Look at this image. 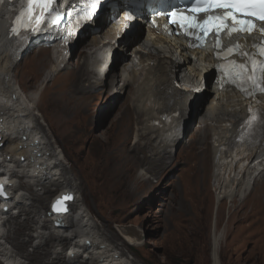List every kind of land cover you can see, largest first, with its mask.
Segmentation results:
<instances>
[{"label":"bare ground","instance_id":"1","mask_svg":"<svg viewBox=\"0 0 264 264\" xmlns=\"http://www.w3.org/2000/svg\"><path fill=\"white\" fill-rule=\"evenodd\" d=\"M2 1L8 3L7 0ZM17 9V3L2 4L0 8V185L6 187L9 197V200L0 199V257L5 264H28L24 260L28 255L42 258L48 253L54 256L50 264H141L139 260L129 257L123 245L112 239L105 228L94 224L93 213L86 204L79 183L53 144L52 134L43 126L39 94L27 95L17 80L15 69L18 59L33 44L21 48L12 41L13 37L7 29ZM106 21L104 16L102 21L98 20L94 26L87 27L77 43L89 34L98 33H92V29L104 27ZM141 32L142 25L136 23L122 44L125 47L132 45L141 37ZM114 37L115 32L110 28L103 35H94L88 50L77 64L75 76L67 74L68 69L63 76L73 80L74 85L102 90L113 68L111 55L114 61L117 59L114 65L121 64V73L113 75L110 80L113 95L120 96L135 86L132 106L143 117L134 136L135 150L148 148L153 158L162 160L160 156L170 155L184 137L177 133L178 129L186 128L189 121L194 122L201 115L197 128L209 126L213 135L217 201L221 202L225 197L232 200L240 188V195L246 196L256 182L264 184V130L257 146L249 149L233 147L239 122L245 117L241 98L224 94L211 97V102L205 105L207 95L213 94V89L207 90L208 93L204 91L203 96L196 98L189 95L187 85L197 83L208 65L203 59L196 61L183 45L150 34V37L147 35L142 39L139 47L126 54L129 57L127 60L122 47L112 51L111 55L104 50L111 45ZM77 43L52 45L56 51L53 69L43 79L42 87L61 73L62 67L72 63L71 54ZM100 52L103 53L100 60L104 66L98 64ZM134 53L140 57L139 64L131 58ZM212 78L213 74L210 76ZM85 79L89 82L87 86ZM74 93L73 90H59L52 113L55 111L58 115L66 98ZM110 157L107 159L111 160ZM148 174L146 171L140 172L145 179L151 178ZM120 178L118 171H115L103 184L99 183L96 189L101 200L113 202L112 198L122 191ZM39 190L57 193L48 210L44 209L45 204H41L46 199ZM65 195H71L73 199L54 210L55 202ZM64 207L67 211L63 210ZM14 210L18 211V216H15ZM20 216L25 219L19 220ZM21 227L33 232L26 234L25 240H33L34 254L25 253V240L21 241L16 236ZM120 228L119 233L134 245L139 246L143 242L134 228ZM220 244L221 235L215 234L213 264H221ZM35 262L29 264H43L40 259Z\"/></svg>","mask_w":264,"mask_h":264},{"label":"rangeland","instance_id":"2","mask_svg":"<svg viewBox=\"0 0 264 264\" xmlns=\"http://www.w3.org/2000/svg\"><path fill=\"white\" fill-rule=\"evenodd\" d=\"M96 34L81 39L71 54L73 64L62 67V72L43 87V79L53 69V47L44 43L31 46L15 69L25 93L39 94L43 126L79 183L94 224L105 228L129 257L141 264H213L215 234L221 235V264H264V184L256 182L246 196L240 195V188L232 200L225 197L217 201L213 135L209 126L197 128L201 115L187 123L173 152L156 160L148 148L135 150L136 128L143 119L131 102L135 86L120 96L113 95L110 80L121 73V64L113 65L102 90L74 85L63 76L67 69V74L75 76L81 56ZM84 84H89L87 79ZM59 90L75 93L66 98L57 115L52 106ZM209 95L205 105L211 102ZM115 171L123 182L122 191L113 202L103 201L96 187ZM141 171L151 178L141 177ZM39 191L46 199L41 204L48 210L57 193ZM14 214L19 215L15 210ZM122 226L134 228L143 242L139 246L131 243L119 233ZM28 233L33 232L21 227L16 236L23 241ZM23 246L25 253L34 254L31 238ZM53 258L48 253L42 258L28 255L24 260L29 264L40 259L50 264ZM3 261L0 257V264H5Z\"/></svg>","mask_w":264,"mask_h":264},{"label":"snow or ice","instance_id":"3","mask_svg":"<svg viewBox=\"0 0 264 264\" xmlns=\"http://www.w3.org/2000/svg\"><path fill=\"white\" fill-rule=\"evenodd\" d=\"M99 4L100 0H87L77 25L90 21L97 15ZM157 15H166L168 23L165 27H174V34L183 32L190 41H194L190 45L192 47H203V41L209 34L214 35L218 61L221 59L223 33L230 37L264 36V0H189L182 8L173 7L170 11H161ZM59 19L57 0H22L11 33L20 35L21 31H42L48 23L58 22ZM223 55L241 57V61L228 59L227 64L218 63V68L229 83L245 95L264 93V40L258 43L245 39L243 43L228 47ZM261 115L264 116V113ZM256 119L257 116L253 113L248 123L251 124ZM260 124L264 125V119L260 120ZM5 195L4 186L0 185V197ZM72 199L71 195L63 196L55 202L53 209L58 210V206ZM63 210L67 211V208L64 207Z\"/></svg>","mask_w":264,"mask_h":264},{"label":"water","instance_id":"4","mask_svg":"<svg viewBox=\"0 0 264 264\" xmlns=\"http://www.w3.org/2000/svg\"><path fill=\"white\" fill-rule=\"evenodd\" d=\"M5 190V189H4ZM5 194H6V191H5ZM0 198H2V199H4V200H9V197L7 196V195H5V196H3V197H0Z\"/></svg>","mask_w":264,"mask_h":264}]
</instances>
